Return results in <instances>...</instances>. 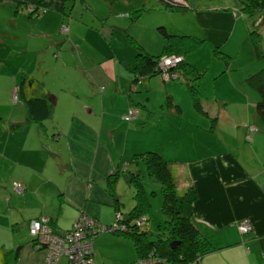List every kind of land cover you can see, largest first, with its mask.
Returning <instances> with one entry per match:
<instances>
[{"label": "crops", "instance_id": "1", "mask_svg": "<svg viewBox=\"0 0 264 264\" xmlns=\"http://www.w3.org/2000/svg\"><path fill=\"white\" fill-rule=\"evenodd\" d=\"M136 5L140 11L134 20H143L141 24L152 31L151 37L161 38L157 27L163 25L168 30L172 10L162 0H139ZM214 11L221 10L205 11L210 13L205 15L202 25L212 37L219 38L214 40L218 43L227 38L231 17L237 15L230 11L225 16ZM177 15V24H181L182 14ZM237 21H233L234 29ZM28 23L29 27L14 35L19 38L24 32L27 37V42L18 46L25 56L11 74L6 110V103L0 107V264H44L45 252L33 247L28 230L32 218L45 216L52 228L59 231L70 228L80 212L108 224L115 218L109 221L105 212L118 211L115 196L119 211L126 212V207L121 209L123 199L118 182L113 196L107 178L117 170L119 174L121 170H134L137 163L133 161L127 167L124 159L146 150H156L168 160L180 192L190 185L195 188L192 218L213 245L203 255V264H262L264 122L256 113L255 90L246 88V81L243 82L246 95L236 90L231 75L218 81L210 78L208 82L203 73L195 82L204 112L193 106L187 114L183 111L192 104H182L180 94H184L185 101L191 99L186 93L188 89L175 79L143 75L130 88L136 54L132 42L135 49L123 47L126 51L121 56L113 47L110 56L62 55L53 68L51 60L48 64L45 61L48 56L43 55L44 45L36 40L51 33L40 27L38 19ZM104 26L106 32L111 29ZM143 26L139 24L136 32L143 30ZM221 26H226L225 33L219 36ZM137 36L147 49L138 39L136 42L152 53L141 33ZM47 42V48L57 44L53 38ZM34 57L37 60L33 59L35 65L31 67L29 58ZM185 59L198 64L192 56ZM50 68L57 71L54 79L46 76ZM69 74L78 81H69ZM29 80L40 82L44 90L56 95L51 115L41 122L30 120L26 112L23 96L41 93ZM14 91L16 100L12 99ZM230 95L237 98L239 107L230 106L228 110L225 104ZM219 101L222 106L217 110ZM245 102L249 107L247 117L242 106ZM175 103L179 104L178 110ZM130 107L137 112L124 119L122 115ZM247 123L257 127L249 132L251 139L246 137ZM14 180L25 186L23 192L14 188ZM243 221L250 225L247 232L238 228ZM96 237L97 234L93 242ZM131 260L130 255L117 262Z\"/></svg>", "mask_w": 264, "mask_h": 264}, {"label": "rangeland", "instance_id": "2", "mask_svg": "<svg viewBox=\"0 0 264 264\" xmlns=\"http://www.w3.org/2000/svg\"><path fill=\"white\" fill-rule=\"evenodd\" d=\"M138 1L139 0H75L72 2L70 10L69 7L67 8V13L49 8L38 14L34 13L29 16L28 7L24 5L17 6L15 0H0V107H3L2 104L6 103L3 107V110H6L7 103H9L6 97L11 74L14 72V66L20 60H23L25 56L23 52H20L18 46H20L21 43L25 44L27 42V37L24 36V32L21 33L19 38L14 37V35H16L17 32L20 33L24 31V28L26 29L29 27L28 20H31V23H35L38 19V23L41 25L40 27L42 29L47 28L49 33H51V35H43V37L35 39L39 40V44L41 43L44 45L45 52L43 55L48 56L45 61L48 64V59L49 61L51 60V66L53 68L54 65L57 64L56 60H59L62 55L68 57L85 55L110 56L111 53L113 54V47L121 56L128 48L135 49L130 40L132 39L131 37L139 40L137 35L140 33L146 45L150 47V52L153 54L161 53L164 43V40H162L163 37H161L162 39L159 38V35L151 37L152 31H149L147 27L141 24L143 20H134L135 17L139 15L138 11H140L139 5H136ZM165 1L166 4L171 3L176 7L174 9L170 8L173 15L169 18L171 21H168V31L191 35L200 39L193 48L185 52V56L194 57L195 61L198 63V67L196 66V68L201 71L203 70L202 74L204 73L207 75L208 82L210 78L218 81L222 80L223 77L227 79L231 75L235 81V85L233 84V86L236 87V90L242 91L247 95L245 88L242 87L248 75L246 74L247 70H252L251 72H254L264 64V57L257 56L253 50L249 35L250 30L258 29L261 33L262 44L264 46V8L252 16L244 17L243 11H241V5L233 0H162V3H165ZM214 9L221 10L214 12L223 13L225 16H229L231 12L237 15L233 18L231 17L232 22L229 34H227L228 36L226 35L227 38H222L218 43L214 40H219V38L212 37L209 30H207V28L204 29L202 25L203 18H206L205 15L210 13H206L205 11ZM177 14H182L180 15L181 24H177ZM224 19L225 17L222 18V20ZM71 20L73 21L72 35H70L71 30L69 26ZM235 20H238V25L234 29L232 25ZM139 24L143 26L144 29L140 32H136ZM239 24H241V27H238ZM104 25L110 26L111 29L106 32L107 27ZM65 26H67V30H65ZM224 27L220 30L219 36L225 33V31H223ZM104 35L107 36V38H105ZM160 36L162 35L160 34ZM50 38H53L57 44L47 48L49 44L47 41H49ZM189 38L190 37H187V40ZM108 42L110 44H108ZM139 42L142 44L140 40ZM217 49L221 52L217 53ZM174 55L180 56V54ZM55 56H58V58ZM161 56H167V54H162ZM221 56H229L228 62ZM33 59L34 61L37 60L35 57L29 58L31 67L35 65ZM214 71H216L215 74H213ZM56 72V70L52 72V68H50L49 72L45 74L48 79H54L57 75ZM202 74L199 77L200 79L203 76ZM77 76L79 79H82L79 75ZM189 77L192 79L194 78L191 73ZM241 77L243 81H241ZM17 80L18 82L21 80V73L18 74ZM68 80L71 82L78 81L72 74L68 75ZM175 81L182 83L184 88H186V90L188 89L186 83L183 82L182 79H175ZM246 86V88L249 87L247 83ZM187 92L188 90L186 93ZM180 95L182 104H193L191 99L185 101L184 94ZM200 98H202V96H200ZM228 99V103L225 104L228 110L230 106L236 108V105H238L239 107V104L235 101L237 98H233L230 95ZM220 102L221 101L217 103L219 104L216 106L218 108L217 110H220L222 106ZM242 106L246 109L245 115L247 117L249 108L248 102H245ZM192 107L193 105L185 107V111L183 112L189 114ZM247 125L248 132H251L249 129L250 124L247 123ZM138 164L141 169L140 175L147 190L150 202L149 209L145 213L147 217L146 224L141 225L140 228L147 231L148 239L155 240L158 238L159 232L163 230L164 215L161 211L162 194L159 183L147 176L142 162ZM128 177L129 171L121 170L117 178L120 198L124 200H121V209L126 207V212L134 203L133 194L135 192V188L128 181ZM17 182L18 181L15 180L12 181L14 188L19 192H23L25 186L22 185L20 188H17L15 186ZM80 213L87 214L86 212ZM114 213L115 212H105L106 218L111 221L115 218ZM114 220L115 219L112 221ZM93 251L96 264L118 263L117 261L121 258L131 255L132 259H135L137 256L136 250L129 237L124 234H117L110 231L97 233V237L93 242ZM64 259L63 257L61 260L63 261Z\"/></svg>", "mask_w": 264, "mask_h": 264}, {"label": "trees", "instance_id": "3", "mask_svg": "<svg viewBox=\"0 0 264 264\" xmlns=\"http://www.w3.org/2000/svg\"><path fill=\"white\" fill-rule=\"evenodd\" d=\"M73 1L75 0H15L17 6L24 5L28 7L29 16L34 13L38 14L49 8L67 13V8L69 7L70 10ZM233 1L241 5V11H243L244 17L252 16L264 8V0ZM165 6L169 9L176 8L171 3L166 4V1ZM157 29L164 40L162 51L159 54L149 53L141 44L131 37L132 39L130 42L135 45L136 54L133 68L134 75L131 78L130 88L132 89L133 84L140 81L143 75L146 77L154 74L160 75L161 70L159 68V61L160 58L163 57L161 56L162 54H180L182 57L181 60L169 69L176 73V77L172 79H182L183 82L186 83L193 103L192 105L196 110L204 112L202 98H200L201 94L195 82L196 79L201 76L203 70H198L193 63L185 59V52L193 48L200 39L191 35L171 33L163 25L158 26ZM249 35L256 55L264 57V46L262 44L260 31L258 29H252L249 31ZM187 37L190 38L187 40ZM216 52L220 53L221 51L217 49ZM221 57L228 62L229 56ZM190 73L194 76L193 79L189 77ZM29 81H31L36 88L38 87L41 89V93L33 92L31 95L23 96L26 112L30 120L41 122L51 115L53 106L56 102V95L49 90H44L40 82L35 80ZM245 81L249 87L254 89L258 94V99L255 104L256 113L264 122V64L256 71L248 74ZM173 105L175 109L178 110L179 104L175 103ZM1 120L2 118L0 117V121ZM16 125L17 124L14 126ZM124 160L127 162L124 161L123 164L127 167L133 161L137 163V167L134 170H129L128 177V181L135 188L133 194L134 203L127 212H121L119 211V201L115 196L114 205L121 213V223L125 225V229H119L113 233L124 234L129 237L136 250V258L148 255L151 252V254L166 258L167 262L171 263L185 264L195 260L203 264V255L211 251L213 245L207 236L195 225L192 218V204L197 197L195 188L190 185L185 191L180 192L170 171L168 160L163 158L156 150H146L141 153H135ZM139 162H142L147 176L159 183L162 194L161 211L164 215L163 230L159 232L158 238L155 240L148 239L147 231L140 228L141 225L146 224L147 217L145 213L149 209L150 202L147 190L140 175L141 169L138 166ZM118 175L119 170L109 175L107 178V185L113 196L115 195V185ZM141 217L144 218V222L140 224L138 221ZM172 241H174L173 246L171 245ZM262 241L264 243V240ZM92 257L94 264H96L94 251ZM108 264L124 263L112 262Z\"/></svg>", "mask_w": 264, "mask_h": 264}, {"label": "built area", "instance_id": "4", "mask_svg": "<svg viewBox=\"0 0 264 264\" xmlns=\"http://www.w3.org/2000/svg\"><path fill=\"white\" fill-rule=\"evenodd\" d=\"M67 30V26H65ZM179 55H167L160 58L159 68L160 75L164 79L175 78L176 73L171 69L177 62L181 60ZM17 92L12 93V99L16 100ZM137 109L130 107L126 114L123 115L124 119H130L135 116ZM251 131L256 130L255 125H250ZM248 139H251V135L248 132L246 134ZM17 188H20L22 184L20 182L15 183ZM144 217V216H143ZM141 217L138 221L140 224L144 222V218ZM121 213L117 211L115 213V220L110 224H103L97 221L96 218L85 213H80L74 220L70 228L66 230H55L48 222V218L40 216L32 218L29 221L28 230L33 239V247L36 249H42L45 252L44 264H94L93 260V247L92 240L94 236L102 231L115 232L117 230H124L125 225L121 223ZM238 228L241 232H247L250 230L248 222L243 221L238 224ZM65 258L63 261L62 258ZM124 264H182L167 262L166 258L151 254L145 256H139L135 260ZM185 264H200L195 260ZM264 264V263H262Z\"/></svg>", "mask_w": 264, "mask_h": 264}, {"label": "water", "instance_id": "5", "mask_svg": "<svg viewBox=\"0 0 264 264\" xmlns=\"http://www.w3.org/2000/svg\"><path fill=\"white\" fill-rule=\"evenodd\" d=\"M174 241L171 242V245L173 246ZM176 243V242H175Z\"/></svg>", "mask_w": 264, "mask_h": 264}]
</instances>
